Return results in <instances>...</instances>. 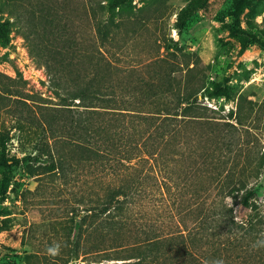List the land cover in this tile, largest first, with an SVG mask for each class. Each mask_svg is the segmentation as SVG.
Returning <instances> with one entry per match:
<instances>
[{
  "label": "rangeland",
  "instance_id": "374dc122",
  "mask_svg": "<svg viewBox=\"0 0 264 264\" xmlns=\"http://www.w3.org/2000/svg\"><path fill=\"white\" fill-rule=\"evenodd\" d=\"M88 1L98 10L101 0H0V7L6 5L0 15L12 23L10 42L0 40V264L133 261L84 254V241L76 240L75 223L80 218L68 211L83 195L79 178L78 185L56 180L37 190L38 176L30 177L26 170V158L35 154L34 143L40 138L37 120L50 119L55 110L67 108L26 33L50 46L54 34H36V26L42 29L47 21L54 25L60 21L78 50L82 44L97 48L100 42L93 24L99 15H87ZM237 1L119 0L115 17L120 25L115 40L105 48L114 53L108 56L119 67L111 75L114 82L160 83L178 90V100L190 99L206 108L191 114L208 125L192 126L190 143L179 150L175 168L180 180L192 188L175 187L165 199L154 195L146 204L149 217L166 232L177 230L180 218L173 215L182 208L192 211L193 193L211 182L233 179L256 186L264 206V46L230 33ZM241 12L242 27L264 42V0H245ZM127 97L136 101L131 93ZM173 97L164 95V99ZM78 102L70 108L76 109ZM28 118L23 131L22 122ZM179 118L188 120L184 110ZM188 127L182 124V129ZM219 147L224 149L218 151ZM207 149L215 151L209 155ZM217 166L223 167L222 172H217ZM216 193L210 192L212 198ZM228 201L239 217L247 216L238 200L229 196ZM189 212L185 220L191 227L198 217Z\"/></svg>",
  "mask_w": 264,
  "mask_h": 264
},
{
  "label": "trees",
  "instance_id": "16d2710c",
  "mask_svg": "<svg viewBox=\"0 0 264 264\" xmlns=\"http://www.w3.org/2000/svg\"><path fill=\"white\" fill-rule=\"evenodd\" d=\"M118 4L119 0H101L98 10L89 1L86 5L87 15H99L93 24L100 42L97 48L82 44L78 50L60 21L55 25L47 21L42 29L36 26V34H54L50 46L38 42L32 32L26 33L51 86L67 107L55 110L50 119L37 120L40 138L34 143L35 154L26 158L27 174L38 176L37 190L45 182L78 185L77 179L82 181L83 195L68 211L80 218L75 223L76 240L84 241L85 255L133 260L130 264H264V206L258 201L256 186L230 179L198 187L192 195V211L182 208L173 215L180 218L177 230H161L149 217L146 204L150 197L165 199L181 185L192 188L180 180L175 168L179 150L190 143L192 126L208 125L191 114L206 108L190 99L178 100V90L160 83L143 79L114 82L111 75L119 67L108 56L114 53L105 48L115 40L120 25L115 17ZM244 4L245 0L237 1L229 31L247 43L264 46L242 27ZM11 25L10 19L0 15V40L6 45ZM130 93L136 101L127 97ZM165 94L175 97L164 99ZM77 100L76 109L70 108ZM180 110L188 120L179 118ZM29 121L22 122L21 130L25 131ZM183 123L189 127L182 129ZM180 137L185 139L183 143ZM211 150L206 152L212 155L215 150ZM222 169L216 168L218 173ZM212 190L217 191L213 198ZM229 196L239 201L247 216L237 215ZM188 212L198 217L191 227L185 220Z\"/></svg>",
  "mask_w": 264,
  "mask_h": 264
}]
</instances>
